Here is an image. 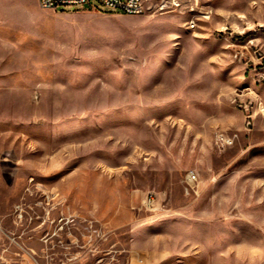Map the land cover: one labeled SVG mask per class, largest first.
Instances as JSON below:
<instances>
[{
    "label": "rangeland",
    "instance_id": "rangeland-1",
    "mask_svg": "<svg viewBox=\"0 0 264 264\" xmlns=\"http://www.w3.org/2000/svg\"><path fill=\"white\" fill-rule=\"evenodd\" d=\"M29 6L0 23V264H264V0Z\"/></svg>",
    "mask_w": 264,
    "mask_h": 264
},
{
    "label": "built area",
    "instance_id": "built-area-1",
    "mask_svg": "<svg viewBox=\"0 0 264 264\" xmlns=\"http://www.w3.org/2000/svg\"><path fill=\"white\" fill-rule=\"evenodd\" d=\"M102 6L109 8L112 12L141 15L149 11L162 9L169 5L178 6L179 0H97ZM89 3V0H38L42 9H64L66 7H83ZM96 8V7H94ZM99 9V8H96ZM101 10V9H100ZM233 139H226L225 143L231 145ZM189 182H195L197 175L191 171L187 177ZM152 195L148 196V202L151 203ZM33 257V256H32ZM33 259L38 262L35 257Z\"/></svg>",
    "mask_w": 264,
    "mask_h": 264
},
{
    "label": "crops",
    "instance_id": "crops-1",
    "mask_svg": "<svg viewBox=\"0 0 264 264\" xmlns=\"http://www.w3.org/2000/svg\"><path fill=\"white\" fill-rule=\"evenodd\" d=\"M34 0H0V23H29L34 22L35 17L31 14L32 10L29 6V3H32ZM38 1V0H37ZM17 7L21 8L23 11L17 10ZM24 7V8H23ZM20 12V13H18ZM139 195L133 193L130 198L131 202L137 200ZM205 242V247H213L215 242L213 240H201ZM199 243V240H197ZM226 243V242H222ZM220 246H226V244H221ZM214 253L213 249H207L203 252L206 255V259L212 256ZM179 259V258H178ZM182 259V258H181ZM178 264V263H177Z\"/></svg>",
    "mask_w": 264,
    "mask_h": 264
}]
</instances>
